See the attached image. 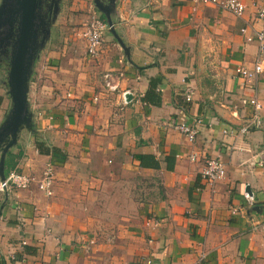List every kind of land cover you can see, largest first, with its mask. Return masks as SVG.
Listing matches in <instances>:
<instances>
[{"label": "crops", "instance_id": "crops-1", "mask_svg": "<svg viewBox=\"0 0 264 264\" xmlns=\"http://www.w3.org/2000/svg\"><path fill=\"white\" fill-rule=\"evenodd\" d=\"M88 1L73 3L75 26L37 38L25 84L29 123L2 159L3 176L14 170L31 181L0 195V264H196L199 252L198 264H264V72L251 81L233 72L255 54L238 31L259 29L253 9L235 18L190 0H100L112 33L87 59ZM104 72L112 93L102 92ZM149 80L157 105L142 100ZM251 97L260 126L239 133L249 115L239 99ZM6 104L0 94V123ZM195 119L191 141L169 127ZM137 155L157 168L139 166ZM208 158L224 165L211 186L199 177ZM47 161L49 197L36 188ZM121 172L143 179L135 199L106 194Z\"/></svg>", "mask_w": 264, "mask_h": 264}, {"label": "built area", "instance_id": "built-area-1", "mask_svg": "<svg viewBox=\"0 0 264 264\" xmlns=\"http://www.w3.org/2000/svg\"><path fill=\"white\" fill-rule=\"evenodd\" d=\"M192 3L200 5H207L215 7L218 10L229 13L235 18H240L248 7H251L253 20L258 22L260 27L258 30L253 31L249 36H245V27H241L238 31L244 35V41H253L256 45L255 54L249 68L243 66H237L233 72L238 77L245 81H251L255 79L259 74L264 72V2H257L256 0H190ZM93 6L89 7V21L84 25V30L81 32V37L84 41V53L87 59H93L97 56L103 32L107 30V25L102 17ZM102 92L112 93L116 89V83L113 80V76L109 72H104L101 75ZM69 96V94H65ZM184 101H188L189 94L183 95ZM93 101L97 98L94 96ZM240 107H247L248 117L241 127H239V133H245L248 129H257L260 126L259 110L260 105L256 98H240ZM198 120H193L192 124L183 122L171 123L169 127L177 132L183 134L188 141H191L196 133V126ZM189 160H193L194 155H188ZM54 169L52 164L47 161L43 164L40 176L36 182L37 190L45 197L51 196V186L53 181ZM224 176V165L218 159L208 158L205 159L199 170L200 179L207 185L211 186L214 183L220 181ZM31 178L27 175L18 173L14 170H10L4 175L3 180L0 181V195L11 186L13 188L24 189L30 183ZM245 198L250 199L246 194ZM146 226L149 225L145 222ZM92 243V241H88ZM203 253L199 252L196 259V264L202 259ZM148 263V262H147Z\"/></svg>", "mask_w": 264, "mask_h": 264}, {"label": "water", "instance_id": "water-1", "mask_svg": "<svg viewBox=\"0 0 264 264\" xmlns=\"http://www.w3.org/2000/svg\"><path fill=\"white\" fill-rule=\"evenodd\" d=\"M92 5L103 17L107 30L112 33L109 19L110 7L100 0H92ZM37 0H2L0 4V48L9 46L7 55L6 93L10 101V109L0 123V181L2 175V159L6 149L14 143L15 132L19 125H28L29 115L25 107V84L30 66L31 56L37 40L38 27L43 23L37 13ZM129 95H124L127 101ZM244 192L249 194L247 187Z\"/></svg>", "mask_w": 264, "mask_h": 264}, {"label": "rangeland", "instance_id": "rangeland-1", "mask_svg": "<svg viewBox=\"0 0 264 264\" xmlns=\"http://www.w3.org/2000/svg\"><path fill=\"white\" fill-rule=\"evenodd\" d=\"M0 0V4H1ZM49 2V8H41V5L43 3ZM42 3V4H41ZM73 3H77V0H37V7L35 8L37 13H39L41 20L43 23L38 27L37 35L36 37L38 40H42L49 36H56L58 31H62V28H68L71 26H75L76 24H73L74 19H79L78 14H81L78 12V10H74ZM89 6L92 5V1L89 0L87 2ZM71 7L73 10H71ZM40 11V12H39ZM85 19V18H84ZM89 21V18H87V21ZM85 22V23H86ZM56 33V34H55ZM36 40L34 49L31 56V62L34 58V54L38 52L37 46L39 45ZM12 41L11 39L8 41V45L2 46L0 48V94L3 97V100L5 103L8 104V97L4 94L5 92V79H6V72H7V55L9 52V46ZM38 44V45H37ZM43 46V44H41ZM41 47V46H40ZM37 49V51H36ZM6 104V105H7ZM2 117V113L0 115ZM116 174V173H115ZM116 181L113 184H107V187L105 188L106 194H108V197L110 196H117V197H124L127 199H135L138 195L141 194L143 188V179H141L139 176L133 173H117V176L115 177ZM126 207L127 205L124 204ZM130 205V203H129Z\"/></svg>", "mask_w": 264, "mask_h": 264}, {"label": "trees", "instance_id": "trees-1", "mask_svg": "<svg viewBox=\"0 0 264 264\" xmlns=\"http://www.w3.org/2000/svg\"><path fill=\"white\" fill-rule=\"evenodd\" d=\"M99 18L102 20V16L98 15ZM157 83L156 80H149L148 81V87L146 89V91L144 92L143 96H142V100L148 104H152V105H157L158 104V99H157V95L156 93L153 92V88L155 87V84ZM38 146V145H37ZM37 150L39 151V146L37 147ZM134 158L138 161V165L139 166H151L152 168H157V163L155 161H153L151 159V157H147V156H134ZM165 161H168L169 158H163ZM263 159H264V155H263ZM8 162H6V160H4V166L7 165ZM7 167V166H6ZM10 167V166H9ZM8 167V168H9ZM167 168H171V166H166ZM6 175V174H5Z\"/></svg>", "mask_w": 264, "mask_h": 264}, {"label": "flooded vegetation", "instance_id": "flooded-vegetation-1", "mask_svg": "<svg viewBox=\"0 0 264 264\" xmlns=\"http://www.w3.org/2000/svg\"><path fill=\"white\" fill-rule=\"evenodd\" d=\"M42 4V3H41ZM49 2H47V3H43V5H41V8L43 9V8H49ZM40 12V11H39Z\"/></svg>", "mask_w": 264, "mask_h": 264}]
</instances>
